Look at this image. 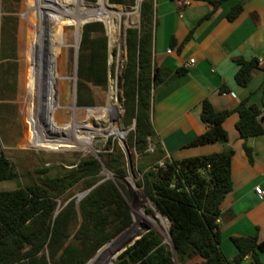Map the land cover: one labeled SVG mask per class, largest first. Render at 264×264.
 <instances>
[{"label": "trees", "instance_id": "obj_1", "mask_svg": "<svg viewBox=\"0 0 264 264\" xmlns=\"http://www.w3.org/2000/svg\"><path fill=\"white\" fill-rule=\"evenodd\" d=\"M135 1L108 0L111 4L129 7ZM208 1L213 9L206 18L224 0ZM241 11V5H235L226 17L233 20ZM139 16L138 26L125 30L126 61L120 76L123 124H135L128 144L142 158L138 167L142 181L138 186L154 209L168 220L171 247L150 229L120 253L114 264H239L246 256L251 257L253 264H262L260 253L264 252V239H259L257 234L231 236L237 248L231 259L225 257L220 247L218 220L220 205L233 186V149L173 159L166 156L155 139L151 122L152 90L184 75L187 68L171 70L153 63L154 0L140 2ZM1 33L6 34L5 27L1 28ZM190 34L191 31L186 40ZM174 42L172 40V45ZM6 48V39H1L0 51L5 54ZM235 62L238 65L235 81L244 86L252 71L259 67L258 58L240 57ZM77 76L78 104L83 97L84 79L95 85L104 86L107 82V36L100 21L87 22L82 27ZM9 91L6 64L0 69V101L5 100ZM1 103L0 108L5 106ZM232 112L238 113L235 126L244 141L264 132L259 120L261 109L247 104L246 98L234 108L221 111H216L204 98L200 120L208 128L185 146L226 142L228 134L223 122ZM148 140H154L155 154L147 150ZM243 148L252 162V148L246 143ZM99 155L101 163L95 156L88 155L70 163L72 166L62 172L40 178L39 182L0 190V264H86L100 247L131 225L130 195L124 183L112 178L101 181L103 177L99 176L103 165L124 177L123 152L119 149ZM18 178L13 162L4 154L0 143V181ZM79 182L85 183V188L94 187L77 203L67 201L65 194Z\"/></svg>", "mask_w": 264, "mask_h": 264}, {"label": "crops", "instance_id": "obj_2", "mask_svg": "<svg viewBox=\"0 0 264 264\" xmlns=\"http://www.w3.org/2000/svg\"><path fill=\"white\" fill-rule=\"evenodd\" d=\"M235 5H241L242 11L228 20L226 15ZM212 9L208 0H154L153 63L171 70L186 67L187 72L152 90L151 122L155 139L168 158L233 149V186L220 205L218 220L220 247L231 259L237 253L231 236L257 234L264 239V132L244 141L235 126L238 113L232 112L223 122L228 134L226 142L185 145L208 128L200 120L204 98L216 111L232 109L246 98L247 104L261 109L259 120L264 128V0H224L206 18ZM240 57H256L259 61L244 86L235 81V59ZM244 143L252 148V162L244 151ZM256 186L262 190L261 197L254 190ZM260 260L264 264V252L260 253ZM239 264L253 263L246 256Z\"/></svg>", "mask_w": 264, "mask_h": 264}, {"label": "rangeland", "instance_id": "obj_3", "mask_svg": "<svg viewBox=\"0 0 264 264\" xmlns=\"http://www.w3.org/2000/svg\"><path fill=\"white\" fill-rule=\"evenodd\" d=\"M85 1L91 4L99 2V0ZM54 7V0H0V40L7 41L5 54L2 50L0 51V69L7 64L10 83V91L5 94V100L0 101L5 103V106L0 108V143L4 154L13 162L19 174L18 180L0 182V190H10L31 182H39V179L46 175L62 172L71 167L70 163L81 157L104 154L106 151L115 153L120 149L123 152L122 166L126 171L125 179L103 169L99 172V176L108 179L110 174L112 179H119L124 183L130 195L129 205L132 216V223L128 227L130 228L135 221V203L143 207L147 213L155 215L153 203L138 186V183L142 181V174L138 170L142 164V158L135 148L128 144L130 131L134 130L135 125L133 122L128 126L123 124L124 109L120 86V76L126 61L125 30L128 27L138 26L139 8L136 7V1L129 7L111 4L107 0L108 18L84 21L80 25L78 40L74 25H67L61 33L62 47L58 60L59 96L55 114L58 126H65L73 120L85 122L87 109L105 106L111 90L115 94L111 108L116 117L115 121L121 125L120 137L110 134L104 139L102 135L94 134L93 149H83L78 146L35 147L29 140L36 126L35 113L40 98L39 83L41 71H43L40 41L42 38L46 41V37L54 35L56 27ZM93 21L102 22L106 30L107 82L104 86L95 85L87 78L84 79L83 97L81 104H78L80 99L77 97L76 84L82 27L85 23ZM4 27L5 35L1 33V28ZM98 121L97 119L92 121L93 126L103 128ZM123 143L128 148L129 154L125 152ZM147 150L155 154L154 140H148ZM43 170L44 172H41ZM128 178L132 179L140 190V194H136L137 202L126 183ZM3 182L6 184L1 185ZM87 191L85 183L79 182L67 191L65 197L67 201L74 200L77 203ZM146 199L152 204L151 206L146 205ZM60 203L59 200L58 204ZM158 224V227L154 226L151 229L155 230L166 243V238H169V222L161 216ZM92 261L87 264H91Z\"/></svg>", "mask_w": 264, "mask_h": 264}, {"label": "bare ground", "instance_id": "obj_4", "mask_svg": "<svg viewBox=\"0 0 264 264\" xmlns=\"http://www.w3.org/2000/svg\"><path fill=\"white\" fill-rule=\"evenodd\" d=\"M106 3L107 0H99V2L95 4L87 3L85 0H54V16L56 23L54 35L46 37V41L42 38L39 47L43 59V71H41L39 83L40 98L37 102V110L35 113L36 126L33 135L29 139L31 142L30 144L33 146H78L83 149H93L92 141L94 134L102 135L104 139L110 134L120 137L121 125L115 121L116 117H114L111 108V102L114 100L113 95H115L112 90L109 92L105 106L87 109V119L85 122L80 123L73 120L61 127L58 126L55 120L59 96L58 89L60 78L58 73V60L60 48L62 47L61 33L67 25H74L78 40V36H80V25L84 21L108 18L109 12L106 9ZM95 119L101 122L103 128L93 126L92 121ZM127 183L132 197L134 196L136 200V194H140V190L132 179L128 178ZM146 203L147 206L152 205L147 199ZM135 209V221L132 226L124 232L123 237L129 236L133 238L144 232L148 227L159 225L158 221L161 219V215L156 209H154L155 215L153 216L147 213L146 210L137 203H135ZM166 242L169 243L168 237L166 238ZM114 243L115 241L106 245L91 264H111Z\"/></svg>", "mask_w": 264, "mask_h": 264}, {"label": "water", "instance_id": "obj_5", "mask_svg": "<svg viewBox=\"0 0 264 264\" xmlns=\"http://www.w3.org/2000/svg\"><path fill=\"white\" fill-rule=\"evenodd\" d=\"M135 125V124H134ZM123 147H124V150H125V152L127 153V154H129V152H128V148L126 147V145L125 144H123ZM95 156V158L101 163V158H100V155L99 154H95L94 155ZM102 169L104 170V171H107L108 172V170L102 165ZM108 177H110L111 178V175L109 174V176ZM123 179H125L124 177H123ZM104 180V179H103ZM103 180H101V181H103ZM101 181H99L98 183H100ZM125 182H126V180H125ZM97 183V184H98ZM127 183V182H126ZM128 185V184H127ZM94 187V186H93ZM93 187H91V188H89L88 189V191H87V193L93 188ZM129 229V228H128ZM128 229H126V230H128ZM151 229V227H148L144 232H142L141 234H138V235H136L135 237H133V238H130L129 236H126V237H123V235H124V232L126 231V230H124V231H122L121 233H119L117 236H115L113 239H111L109 242H107L106 244H104L102 247H100L97 251H96V253H95V255L91 258V259H89L87 262H86V264L88 263V262H90V261H92L94 258H96L97 257V255L100 253V251L106 246V245H108V244H110V243H112V242H114L115 241V243L113 244V248H112V256H113V258H112V260H111V264H114V262H115V260L117 259V257H118V255L120 254V253H122L128 246H130V245H132L137 239H139L145 232H147V231H149ZM128 239V241H126ZM164 242V241H163ZM165 243V242H164ZM171 242H170V239H169V243L168 242H166V244H168L170 247H171V244H170ZM172 249V251H173V248H171Z\"/></svg>", "mask_w": 264, "mask_h": 264}, {"label": "built area", "instance_id": "obj_6", "mask_svg": "<svg viewBox=\"0 0 264 264\" xmlns=\"http://www.w3.org/2000/svg\"><path fill=\"white\" fill-rule=\"evenodd\" d=\"M142 0H136V7H138L139 8V5H140V2H141ZM171 50L170 49H168L167 50V52L169 53ZM191 62H192V60H191ZM231 95H232V93H231ZM254 190H255V192L261 197L262 196V190H261V188L259 187V186H256L255 188H254Z\"/></svg>", "mask_w": 264, "mask_h": 264}]
</instances>
